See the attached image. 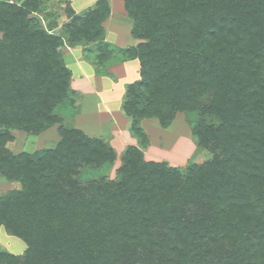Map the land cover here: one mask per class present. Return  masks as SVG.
Wrapping results in <instances>:
<instances>
[{
    "label": "trees",
    "instance_id": "trees-1",
    "mask_svg": "<svg viewBox=\"0 0 264 264\" xmlns=\"http://www.w3.org/2000/svg\"><path fill=\"white\" fill-rule=\"evenodd\" d=\"M66 3L59 25L39 0H0V175L19 185L0 197V227L25 245L22 259L0 250V264H264V0H123L128 49L104 42L107 0L80 15ZM76 46L96 74L118 57L139 65L120 106L137 144L116 182L77 180L116 154L65 120L79 94L61 49ZM177 113L210 160L144 159L141 122L165 129ZM56 124L54 148H5L12 131Z\"/></svg>",
    "mask_w": 264,
    "mask_h": 264
},
{
    "label": "rangeland",
    "instance_id": "rangeland-1",
    "mask_svg": "<svg viewBox=\"0 0 264 264\" xmlns=\"http://www.w3.org/2000/svg\"><path fill=\"white\" fill-rule=\"evenodd\" d=\"M25 1L26 0H8L9 3L17 5H21ZM83 1L85 7H87L95 0ZM39 2L38 13H40L41 16L43 14L53 13L59 25L66 22L67 17L65 8L67 0H39ZM68 4L72 10L75 8L79 10L82 7L81 0H68ZM110 5L112 12L123 20V26L112 25L111 29L125 34V28L129 31L133 21L132 18L126 15L123 9V0H110ZM86 10L88 9H85V11ZM41 23L44 24L42 21ZM121 27L124 30H122ZM59 31L60 30L57 29L55 32L59 33ZM124 41L126 42L125 47L132 45L134 42L129 35ZM77 47L80 46H76L74 49ZM70 49L71 48L63 47L61 52L63 54L64 64L71 72V69L74 67L71 64L73 59L71 54H73L74 51H70ZM77 57L79 60L81 59L83 61L82 63L85 64V69L95 72L96 68L89 63L84 53L83 57H79V54H77ZM83 59H85V63ZM121 61H123V58L118 57L112 61L106 62L104 65L105 70H108L109 64L119 63ZM88 64H90L92 68L87 67L86 65ZM131 66L130 72L125 77H121V82H117L112 94H105V90L108 89L104 88L106 83L103 84L104 87L102 89L91 91V89L85 90V87H83L82 90L80 88L75 89L77 85H71L70 81V88L79 94V98L75 108L68 110L65 114V116L67 115L65 120L68 119V123L87 136L103 137L116 154L114 162L107 167L93 169L84 168L80 175L77 176V180L81 186H84L88 182L102 179L116 182L118 180V170L121 166L120 157L123 151L127 145L137 144L136 139L132 137L128 131V126L130 124L129 119L120 109L126 86L138 79L139 65L137 74L135 72L136 70H134V65ZM125 83L128 84L124 85ZM118 95H121L122 98L120 97L121 99H119ZM108 96L112 97L107 98ZM64 112L65 111L62 110L59 115L64 114ZM111 118L113 121L109 120ZM192 124L193 122L190 120L189 116L183 113H177L171 125L165 129L161 128L155 119L142 121L141 127L148 141L146 147H141L144 159L146 161L164 162L168 166L174 168H184L191 163L198 165L210 160V152L207 150H199L196 147L192 135ZM12 136L13 140L5 145L6 150L12 154H18L20 152L32 154L42 149L54 148L60 141L57 124L38 135H30L21 131H12ZM128 136L131 138L129 141L127 140ZM18 190L19 185L17 182H10L0 175V197L10 191ZM0 250L16 255L22 259L25 245L17 238L9 236L4 229L0 227Z\"/></svg>",
    "mask_w": 264,
    "mask_h": 264
},
{
    "label": "crops",
    "instance_id": "crops-1",
    "mask_svg": "<svg viewBox=\"0 0 264 264\" xmlns=\"http://www.w3.org/2000/svg\"><path fill=\"white\" fill-rule=\"evenodd\" d=\"M81 1H82V7L79 10L76 8L73 9L74 12L79 15L83 14L85 12V9H88L89 7L90 8L93 7L94 3L98 0L93 1V3H91L87 7H85L84 1L83 0ZM107 1L109 4L110 14L107 20L102 24L103 29H104V42L116 48L128 49L130 47H134L138 43V41L130 35L131 26H130L129 31L127 30V28H125L124 30L121 27L122 30L125 31V34L111 29L112 25L113 26H116V25L123 26V23H122L123 20H121V18H118L116 14L112 12L110 0H107ZM107 27H108V31H107ZM128 35L133 39L134 42L132 43V45L125 47L126 42L124 41V39H126ZM84 48L85 46H80V47H77L76 49L74 48L70 49V51H74L73 54H71L73 57L71 64L74 67L70 69L72 73L71 85L76 84L77 86L75 87V89L80 88L82 90V88L85 87V90L87 89H91V91L96 90V89L99 90V89H102L104 87L103 84L106 83V86L104 88H108V89L105 90L106 92L105 94H112L115 86L117 85V82H121L122 80L121 77L123 76L125 77L130 72L131 67H132L131 65H134V70H136L135 72L137 74L138 64L136 60H127V61H121L119 63L109 64L108 70L106 71L107 74H96L94 71L87 70L85 69V64L82 63L83 61L81 59L79 60L77 57V54H79V57L81 56L83 57ZM83 60L85 63V59ZM86 66L92 68L90 64ZM105 81H108V82H105ZM126 84L128 83H125L124 85ZM109 97H112V96H108L107 98ZM120 97L122 98L121 95L119 96V99H121ZM109 120L113 121L112 118ZM130 139L131 138H129L128 136L127 140L129 141Z\"/></svg>",
    "mask_w": 264,
    "mask_h": 264
}]
</instances>
